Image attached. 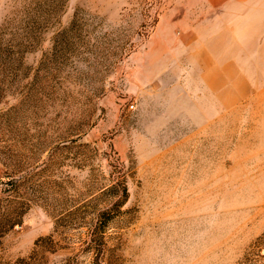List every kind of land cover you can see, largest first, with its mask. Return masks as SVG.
I'll return each instance as SVG.
<instances>
[{"label":"rangeland","instance_id":"374dc122","mask_svg":"<svg viewBox=\"0 0 264 264\" xmlns=\"http://www.w3.org/2000/svg\"><path fill=\"white\" fill-rule=\"evenodd\" d=\"M167 3L0 0V199L5 172L45 162L60 185L0 239V264H264V0L242 9L257 45L165 47L162 70Z\"/></svg>","mask_w":264,"mask_h":264},{"label":"crops","instance_id":"0c3cea01","mask_svg":"<svg viewBox=\"0 0 264 264\" xmlns=\"http://www.w3.org/2000/svg\"><path fill=\"white\" fill-rule=\"evenodd\" d=\"M255 1L168 0L153 33L152 45L160 52L157 64L162 70L172 64V58L164 57L165 47L178 54L188 46L201 59L217 58L213 45H257V18L243 16L242 10Z\"/></svg>","mask_w":264,"mask_h":264},{"label":"trees","instance_id":"16d2710c","mask_svg":"<svg viewBox=\"0 0 264 264\" xmlns=\"http://www.w3.org/2000/svg\"><path fill=\"white\" fill-rule=\"evenodd\" d=\"M52 164L50 162H45L41 165L42 168H35L37 170V173L34 175L25 174L23 176H19L20 173H13L8 174L4 173V179L6 182L5 185L9 186L7 189V192H10L7 194L5 199H0V239L9 231H11L15 226H18L21 224L22 217L26 214V212L29 210L30 204L35 203L38 198H41L43 196V189L45 185H52L55 187H60L59 183H56L55 181L49 179V177L45 176L43 173L47 171ZM9 168V167H7ZM19 176V179L17 178ZM16 177V179H15ZM34 177H36L34 179ZM32 180L34 185L30 183ZM29 184V185H28ZM40 187V188H39ZM39 188V189H38ZM21 192H24L27 196L25 198L24 195H21ZM125 194V192H124ZM66 202L71 201V199L65 198ZM56 205H54L56 208L60 207L59 200H55ZM123 201H120L118 204H114L110 209L96 214L94 219L91 220V227L90 230V237L89 243L96 244V241H100L102 243L103 241V234L104 229L109 223V221L114 218L112 212L114 209L115 211L119 210V208L123 205ZM66 204V203H65ZM78 204L79 203H73L72 202L66 206L62 207V209L59 211L60 213H66L70 211H76L78 210ZM54 207V210L56 209ZM59 213V214H60ZM57 214V215H59ZM110 216V217H109ZM41 240V239H40ZM99 243V242H98ZM100 252V250H98ZM102 260L105 262V259ZM19 262H25L23 259H20Z\"/></svg>","mask_w":264,"mask_h":264},{"label":"built area","instance_id":"2783aa9c","mask_svg":"<svg viewBox=\"0 0 264 264\" xmlns=\"http://www.w3.org/2000/svg\"><path fill=\"white\" fill-rule=\"evenodd\" d=\"M157 15V13L154 15V17Z\"/></svg>","mask_w":264,"mask_h":264}]
</instances>
